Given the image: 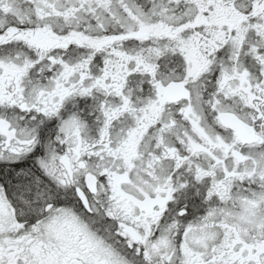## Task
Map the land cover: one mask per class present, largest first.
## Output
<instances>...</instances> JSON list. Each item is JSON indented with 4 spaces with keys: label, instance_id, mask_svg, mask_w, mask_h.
I'll return each instance as SVG.
<instances>
[{
    "label": "snow or ice",
    "instance_id": "1",
    "mask_svg": "<svg viewBox=\"0 0 264 264\" xmlns=\"http://www.w3.org/2000/svg\"><path fill=\"white\" fill-rule=\"evenodd\" d=\"M0 264H264V0H0Z\"/></svg>",
    "mask_w": 264,
    "mask_h": 264
}]
</instances>
